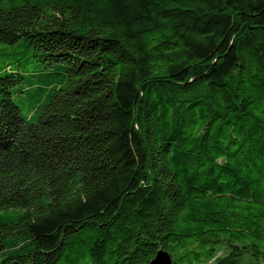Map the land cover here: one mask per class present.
I'll return each mask as SVG.
<instances>
[{"label": "trees", "instance_id": "obj_1", "mask_svg": "<svg viewBox=\"0 0 264 264\" xmlns=\"http://www.w3.org/2000/svg\"><path fill=\"white\" fill-rule=\"evenodd\" d=\"M159 250L264 264V0H0V264Z\"/></svg>", "mask_w": 264, "mask_h": 264}, {"label": "rangeland", "instance_id": "obj_2", "mask_svg": "<svg viewBox=\"0 0 264 264\" xmlns=\"http://www.w3.org/2000/svg\"><path fill=\"white\" fill-rule=\"evenodd\" d=\"M32 65H35L34 60L27 59V60L21 62L20 64L16 65L15 69H17L16 71H19L20 73L26 74L30 71L32 72V70H33ZM12 100L16 105H18L20 107L21 114L26 115V113L29 109V101L26 100L25 97L19 98L18 95H15V93L12 97ZM30 115H28V117H30Z\"/></svg>", "mask_w": 264, "mask_h": 264}, {"label": "water", "instance_id": "obj_3", "mask_svg": "<svg viewBox=\"0 0 264 264\" xmlns=\"http://www.w3.org/2000/svg\"><path fill=\"white\" fill-rule=\"evenodd\" d=\"M149 264H172V262L167 252L159 250Z\"/></svg>", "mask_w": 264, "mask_h": 264}]
</instances>
